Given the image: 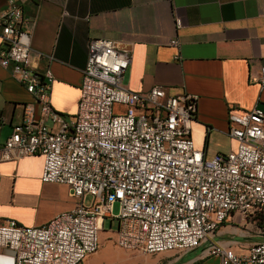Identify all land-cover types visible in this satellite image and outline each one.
<instances>
[{"label":"built area","instance_id":"obj_1","mask_svg":"<svg viewBox=\"0 0 264 264\" xmlns=\"http://www.w3.org/2000/svg\"><path fill=\"white\" fill-rule=\"evenodd\" d=\"M0 39V66L10 68L31 97L21 122L0 141V162L40 155L41 182L65 185L76 199L71 210L42 226L1 221L0 257L9 254L4 264H82L98 250L105 219L116 223L121 249L151 255L194 250L234 214L244 220L264 214L260 108L231 114L236 149L207 156L190 136L199 96H168L160 86L146 93L125 88L128 52L113 40L92 39L77 111L67 120L50 102L51 70L38 73L35 66L44 56L54 58L32 50L16 0L0 11ZM204 253L219 264H264V242L245 254L221 245Z\"/></svg>","mask_w":264,"mask_h":264},{"label":"crops","instance_id":"obj_2","mask_svg":"<svg viewBox=\"0 0 264 264\" xmlns=\"http://www.w3.org/2000/svg\"><path fill=\"white\" fill-rule=\"evenodd\" d=\"M16 1L31 31L32 50L54 58L44 56L35 66L38 73L51 70L50 102L67 120L77 111L92 39L113 40L128 52L125 88L146 93L160 86L168 96H199L190 136L207 156L236 149L229 136L231 114L254 107L264 112V0ZM6 5L0 0V11ZM173 39L177 46L170 44ZM30 101L10 68L0 66V141L21 122L22 105ZM42 170L40 155L0 162V222L42 226L75 206L67 186L41 182ZM258 242H264V214L245 220L234 214L194 250L127 252L134 264H219L217 257L205 255L208 246L245 254ZM3 255L0 264L8 262L9 254Z\"/></svg>","mask_w":264,"mask_h":264},{"label":"rangeland","instance_id":"obj_3","mask_svg":"<svg viewBox=\"0 0 264 264\" xmlns=\"http://www.w3.org/2000/svg\"><path fill=\"white\" fill-rule=\"evenodd\" d=\"M115 112H123L121 108H115ZM89 199L86 201L88 203ZM118 204L112 208L113 214L118 213ZM116 223L105 219L102 223V230L99 233V247L87 261L82 264H134L135 259L129 257V252L121 249L115 242Z\"/></svg>","mask_w":264,"mask_h":264}]
</instances>
